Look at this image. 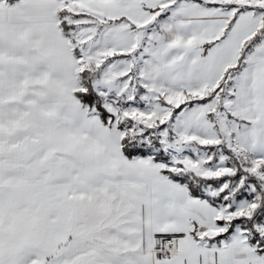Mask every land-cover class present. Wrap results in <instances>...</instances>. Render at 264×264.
<instances>
[{
	"label": "snow or ice",
	"instance_id": "1",
	"mask_svg": "<svg viewBox=\"0 0 264 264\" xmlns=\"http://www.w3.org/2000/svg\"><path fill=\"white\" fill-rule=\"evenodd\" d=\"M0 264H264V0H0Z\"/></svg>",
	"mask_w": 264,
	"mask_h": 264
}]
</instances>
